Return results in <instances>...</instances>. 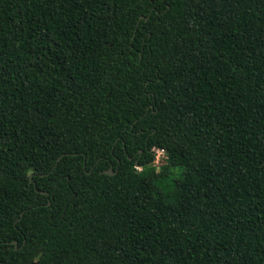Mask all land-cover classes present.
I'll return each mask as SVG.
<instances>
[{
    "label": "trees",
    "instance_id": "obj_1",
    "mask_svg": "<svg viewBox=\"0 0 264 264\" xmlns=\"http://www.w3.org/2000/svg\"><path fill=\"white\" fill-rule=\"evenodd\" d=\"M0 264H264V0H0Z\"/></svg>",
    "mask_w": 264,
    "mask_h": 264
},
{
    "label": "built area",
    "instance_id": "obj_2",
    "mask_svg": "<svg viewBox=\"0 0 264 264\" xmlns=\"http://www.w3.org/2000/svg\"><path fill=\"white\" fill-rule=\"evenodd\" d=\"M153 151L155 152V165L159 167L165 154V150L154 148Z\"/></svg>",
    "mask_w": 264,
    "mask_h": 264
},
{
    "label": "water",
    "instance_id": "obj_3",
    "mask_svg": "<svg viewBox=\"0 0 264 264\" xmlns=\"http://www.w3.org/2000/svg\"><path fill=\"white\" fill-rule=\"evenodd\" d=\"M102 173H107V174H114L116 173L113 168L111 167L110 169L102 171ZM45 193V192H44ZM15 244H17V241H15Z\"/></svg>",
    "mask_w": 264,
    "mask_h": 264
}]
</instances>
